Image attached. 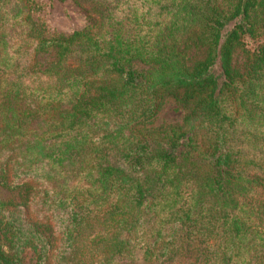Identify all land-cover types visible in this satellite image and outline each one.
I'll list each match as a JSON object with an SVG mask.
<instances>
[{
    "label": "trees",
    "instance_id": "trees-1",
    "mask_svg": "<svg viewBox=\"0 0 264 264\" xmlns=\"http://www.w3.org/2000/svg\"><path fill=\"white\" fill-rule=\"evenodd\" d=\"M76 2L93 24L48 37L0 0V184L25 190L0 198V264H264V46L232 67L264 0ZM169 96L195 105L148 127Z\"/></svg>",
    "mask_w": 264,
    "mask_h": 264
},
{
    "label": "rangeland",
    "instance_id": "rangeland-1",
    "mask_svg": "<svg viewBox=\"0 0 264 264\" xmlns=\"http://www.w3.org/2000/svg\"><path fill=\"white\" fill-rule=\"evenodd\" d=\"M134 0H130L132 4ZM139 1V0H138ZM32 2V16L33 19L45 28V35L48 37L55 36H69L75 31L83 30L89 25L93 24L92 19L88 13L80 6L76 0H31ZM138 6H141L139 4ZM131 31L126 29L123 31V36L131 37ZM264 46V36L251 37L244 35L242 42L236 44L234 47L232 67L236 71H243L247 61V56L244 48L248 47L254 49L256 47ZM207 55L205 46L191 45L188 54V63L195 64L197 61L203 60ZM56 53L51 51L41 56L42 62L50 64L55 60ZM180 91L179 94H182ZM195 103L191 107H183L175 96H169L164 101L161 109L157 115L148 122V127L161 126L166 124L182 123L185 117L189 114ZM0 198L5 201L21 202L25 199V190H12L0 184ZM45 234L53 240L52 231L45 229ZM9 237V233H6ZM54 237V236H53ZM59 240L57 245L61 243ZM56 247V246H55ZM40 248L36 244H28L23 251V258L25 264H41Z\"/></svg>",
    "mask_w": 264,
    "mask_h": 264
}]
</instances>
